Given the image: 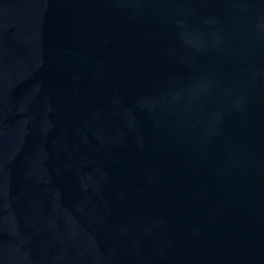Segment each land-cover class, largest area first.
Listing matches in <instances>:
<instances>
[{"label":"water","instance_id":"1","mask_svg":"<svg viewBox=\"0 0 264 264\" xmlns=\"http://www.w3.org/2000/svg\"><path fill=\"white\" fill-rule=\"evenodd\" d=\"M0 264H264V0H0Z\"/></svg>","mask_w":264,"mask_h":264}]
</instances>
